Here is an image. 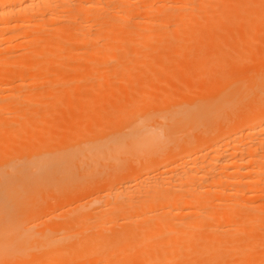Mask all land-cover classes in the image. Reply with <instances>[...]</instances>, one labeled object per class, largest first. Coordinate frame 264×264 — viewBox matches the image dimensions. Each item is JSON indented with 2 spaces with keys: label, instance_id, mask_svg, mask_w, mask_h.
Returning a JSON list of instances; mask_svg holds the SVG:
<instances>
[{
  "label": "bare ground",
  "instance_id": "obj_1",
  "mask_svg": "<svg viewBox=\"0 0 264 264\" xmlns=\"http://www.w3.org/2000/svg\"><path fill=\"white\" fill-rule=\"evenodd\" d=\"M86 251L264 264V0H0V264Z\"/></svg>",
  "mask_w": 264,
  "mask_h": 264
},
{
  "label": "rangeland",
  "instance_id": "obj_2",
  "mask_svg": "<svg viewBox=\"0 0 264 264\" xmlns=\"http://www.w3.org/2000/svg\"><path fill=\"white\" fill-rule=\"evenodd\" d=\"M178 8V7H177ZM176 8V9H177ZM174 10H175V8H173ZM178 9H180V8H178ZM175 11H177V10H175ZM179 11V10H178ZM161 21H163V25H166V23L164 24V20H162L161 19ZM161 21H159L158 20V22L156 21H154V24L152 25V26H154L155 27V25L158 23V25H160L161 23ZM161 24V25H162ZM157 25V27H160V26H158ZM257 43H259V41H256ZM255 42V43H256ZM255 45H257V44H255ZM258 46H261V44H258ZM142 47V46H141ZM143 48V49H142ZM140 50H142V52H144L143 50H145L146 51V49H144L145 47L143 46ZM66 53H64L63 54V56L65 55ZM66 59H69V58H66ZM65 59V60H66ZM71 61H73V63L74 64H76L75 62V60H72V59H70ZM84 60V59H83ZM82 61V60H81ZM114 63H116V61H113ZM112 62V63H113ZM151 66V65H150ZM74 70V69H73ZM72 70V71H73ZM72 71H70V72H72ZM75 71V70H74ZM74 71H73V73H74ZM54 75H56V74H52V76H54ZM51 76V75H50ZM55 77V76H54ZM53 78V77H52ZM175 84H177V83H175ZM174 84V85H175ZM181 84V83H180ZM179 84V82H178V85H175L174 87H175V89H178L181 85ZM50 85V84H49ZM140 86V85H139ZM139 86L137 87V88H139ZM141 87V86H140ZM3 114H6L7 115V113H3ZM10 115H14V113H10ZM9 115V113H8V116H10ZM229 121V120H228ZM230 122V121H229ZM216 128H214V130L215 129H218V128H221L220 126H215ZM142 158L143 157H141V158H138L139 159V162H137L136 161V163H141L142 162ZM141 159V160H140ZM56 192V191H55ZM52 193H54V191H52ZM57 194H58V192H56ZM50 194V193H49ZM55 194V193H54ZM54 194H50L49 196L47 195V196H40V197H38V198H36L37 199V202H39L40 204H42V208L40 209V210H38V211H36L35 213L34 212H32V211H28L27 213H26V218L30 221V223L31 222H33V225H37L38 224V222L40 221V220H42V218L44 217V218H53L54 216H55V213H56V211H60L61 210V208L62 207H64V205H65V203L64 202H62L63 201V199H60V193L57 195V197L56 196H54ZM62 203V204H61ZM64 203V204H63ZM92 211L94 210V209H91ZM59 211L57 212V213H59ZM61 212V211H60ZM95 219H93V218H91V222H93ZM111 259H110V263H116V261L118 260V255L116 254V255H114V254H112L111 255V257H110ZM99 261L97 260V259H95V258H93V259H90L89 258V252H85L83 255H82V257H80V259L78 260V262L76 263V264H97Z\"/></svg>",
  "mask_w": 264,
  "mask_h": 264
}]
</instances>
